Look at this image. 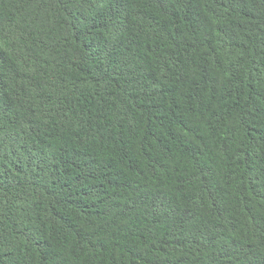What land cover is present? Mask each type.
<instances>
[{
    "label": "trees",
    "instance_id": "obj_1",
    "mask_svg": "<svg viewBox=\"0 0 264 264\" xmlns=\"http://www.w3.org/2000/svg\"><path fill=\"white\" fill-rule=\"evenodd\" d=\"M0 264H264V0H0Z\"/></svg>",
    "mask_w": 264,
    "mask_h": 264
}]
</instances>
